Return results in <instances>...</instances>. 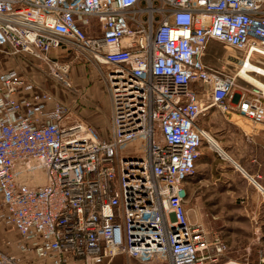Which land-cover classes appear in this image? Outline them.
Returning <instances> with one entry per match:
<instances>
[{
  "label": "built area",
  "instance_id": "2783aa9c",
  "mask_svg": "<svg viewBox=\"0 0 264 264\" xmlns=\"http://www.w3.org/2000/svg\"><path fill=\"white\" fill-rule=\"evenodd\" d=\"M211 40L264 68V0H0V64L30 55L70 87L60 52L90 53L107 66L111 101L105 137L18 70L0 71V226L18 231L23 255L218 263L226 243L190 222L185 185L210 142L199 119L231 112L238 77L231 61L206 62ZM250 93L236 110L264 136V94ZM0 264L24 263L0 247Z\"/></svg>",
  "mask_w": 264,
  "mask_h": 264
},
{
  "label": "rangeland",
  "instance_id": "374dc122",
  "mask_svg": "<svg viewBox=\"0 0 264 264\" xmlns=\"http://www.w3.org/2000/svg\"><path fill=\"white\" fill-rule=\"evenodd\" d=\"M100 31V28L94 26L92 29L88 30V34H100ZM53 55L56 56L57 53L54 51ZM243 56L244 54L234 47L218 40H211L205 60L211 66H222L227 61L226 59H229L231 62L227 63L228 72L230 74H235L238 73L240 65L234 61H236V58H242ZM9 58L10 59L3 60L0 67H9L19 70L27 78L37 82L55 95L60 96L64 100L63 102L71 108L70 114L73 118L92 125L93 123L88 122L86 117L80 113L81 110L83 111L86 109L85 111L89 112V110L95 108H100V110L106 109L104 111L106 113L105 120L101 121L103 123L99 122L96 127L100 134L105 136L101 127H108L111 121V116H109V112H107L111 107V101L106 79L107 66L105 64L97 62L90 53L80 54L72 51H61L59 59L71 63L70 69L66 75L67 80L71 84L69 87L54 77L49 66L33 56L20 55ZM252 75L255 76L254 74ZM255 77L264 82V77ZM251 91H255L254 86L248 81L237 77L236 86L233 91L234 96L228 101V104L231 106V113L221 112L218 107L214 106L209 110L211 111L210 113H208V111L199 119L200 126L210 132V142L205 139L203 145H210L213 149L212 152L214 153H210L215 160L212 168L215 171L219 170L223 172V180L226 179L225 174H233L232 170H235V164L226 158L229 157L227 151L231 146L238 145L240 147V156L245 159L244 162H251L250 155L247 153L248 149L245 138L240 137L239 140H235L237 134H234V132L229 133L224 128L227 125L237 126L240 129L236 132L240 133V136L244 134V130L247 132L253 130L254 125L246 118L241 117L236 110L241 94L245 93L246 96H251ZM91 95L95 97L93 101H91ZM76 109H78V111ZM225 114H228L232 121L226 119ZM243 173L242 171L237 172L238 175L234 181L236 182V184L234 183L235 187L244 192L252 191L257 193V187L250 181L254 179L251 177L247 178ZM20 179L22 181L34 180L31 174L22 175ZM43 179L44 174L42 171L38 170L36 180L41 182ZM255 180L259 183L262 182L260 178H255ZM259 204V202H255L256 209L253 215L245 213L244 204H239L238 208L232 206L230 209H222L219 218L215 220V224L205 226L211 234L216 232L223 238L227 250L230 251V249L234 250L236 248L244 251L249 250L250 259L254 264L257 262L259 264L260 258L264 254L263 211ZM3 231V227L0 226L1 237ZM6 233L13 238L16 237V233L12 230H7Z\"/></svg>",
  "mask_w": 264,
  "mask_h": 264
},
{
  "label": "crops",
  "instance_id": "0c3cea01",
  "mask_svg": "<svg viewBox=\"0 0 264 264\" xmlns=\"http://www.w3.org/2000/svg\"><path fill=\"white\" fill-rule=\"evenodd\" d=\"M10 59L7 56H3V60ZM231 61L229 59H226ZM1 65V64H0ZM3 69L10 70L9 67H0V71ZM19 71V70H18ZM20 72V71H19ZM37 83V82H36ZM38 86H41L37 83ZM44 88V87H43ZM87 90V89H85ZM68 96V94H67ZM56 97L64 101L60 96ZM95 97L91 95V101ZM75 101V100H74ZM111 103V102H110ZM78 111V109H76ZM86 110V109H85ZM81 110L82 113L88 122L93 123L97 127L98 123L105 120L106 109L100 110V108H95L86 112ZM92 111V112H91ZM109 116H111V107L109 108ZM209 111L208 113H210ZM222 112V111H221ZM225 113V112H224ZM231 113V112H229ZM226 119L231 120L228 114H225ZM69 122L79 121L78 119L73 118L70 114L68 116ZM103 123V122H101ZM233 123V122H232ZM92 124V125H93ZM101 127V126H100ZM102 131L105 134V137L109 135L111 129V121L108 127H101ZM225 130L229 133L237 134L235 140H239L240 137H244L247 145V153L250 155L251 162L245 163L240 156V147L238 145L231 146L228 149V158L235 164V170L233 174H225L226 179L223 180V172L215 171L212 167L214 166V158L210 153L213 149L210 145H202L201 156L196 162L195 174L190 177L186 182L187 189V202L186 207L189 215L190 222L193 224H198L203 226L205 229L207 227L215 224V220L219 218L220 212L222 209H230L232 206L238 208L239 204H244L245 213L253 215L255 207V202H259L261 209L263 211V223H264V136L262 131H260L256 126H254L251 132L244 130V134L240 136V133L236 131L240 129L237 126L227 125L224 127ZM101 130V129H100ZM209 132V131H208ZM210 134V132H209ZM214 155V154H213ZM216 155V154H215ZM215 157V156H214ZM238 171H244L243 175L247 178L251 177L254 180H250L253 185L257 187V193L250 191H241L238 190L234 183L237 177ZM229 175V176H228ZM228 177V178H227ZM231 177V178H230ZM235 177V178H234ZM255 178L262 179V182L259 183ZM232 179V181H231ZM240 202V203H239ZM2 227V226H1ZM3 235L0 238V247L6 251H9L18 257L21 258L24 264H52L51 259H42L36 256L35 254L23 255L18 246L17 242L19 239L18 231L14 227L6 228L3 227ZM7 230H12L16 233V237H11L6 232ZM207 230V229H206ZM71 264H83L80 260H73ZM105 264H163L160 262H143L137 258L128 256L123 253H119L108 259ZM165 264V263H164ZM168 264V263H166ZM217 264H254L250 259L249 250L244 251L239 248L227 250L220 256V259ZM258 264V262L256 263Z\"/></svg>",
  "mask_w": 264,
  "mask_h": 264
},
{
  "label": "bare ground",
  "instance_id": "6f19581e",
  "mask_svg": "<svg viewBox=\"0 0 264 264\" xmlns=\"http://www.w3.org/2000/svg\"><path fill=\"white\" fill-rule=\"evenodd\" d=\"M250 72L264 73V68L252 63L250 60H243L240 62V70L238 71L237 76L251 83L256 91L264 94V82L253 76Z\"/></svg>",
  "mask_w": 264,
  "mask_h": 264
}]
</instances>
